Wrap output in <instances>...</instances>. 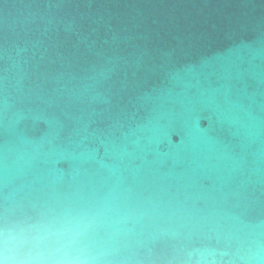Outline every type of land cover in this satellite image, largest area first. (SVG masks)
Returning <instances> with one entry per match:
<instances>
[{"label":"water","instance_id":"95a60500","mask_svg":"<svg viewBox=\"0 0 264 264\" xmlns=\"http://www.w3.org/2000/svg\"><path fill=\"white\" fill-rule=\"evenodd\" d=\"M0 264H264V0H0Z\"/></svg>","mask_w":264,"mask_h":264}]
</instances>
